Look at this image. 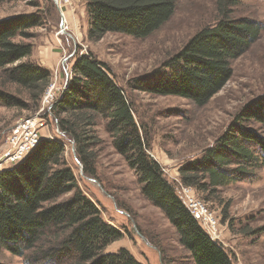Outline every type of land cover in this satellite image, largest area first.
<instances>
[{
    "label": "trees",
    "instance_id": "1",
    "mask_svg": "<svg viewBox=\"0 0 264 264\" xmlns=\"http://www.w3.org/2000/svg\"><path fill=\"white\" fill-rule=\"evenodd\" d=\"M11 1L39 6L38 0L0 3ZM236 2L221 0L218 21L198 30L163 67L149 77L132 79L127 88L180 96L199 106L208 104L232 78L233 61L262 31L257 20L230 17L229 5ZM85 3L87 35L95 41L108 32L147 37L170 20L177 7V0ZM41 24L38 12L0 19V105L28 109L33 103L35 109L40 108L52 74L31 59L34 44L17 38H29V30ZM7 84L16 85L17 92L9 91ZM128 89L107 63L91 52L76 53L66 87L47 116L54 120L59 134L73 143L88 176H96L97 152L106 142L100 127L105 130L108 142L132 170L144 197L174 227L193 264H235L227 248L194 217L152 155L149 131L137 121V105ZM248 121L264 127V97L247 105L213 145L181 167L182 183L212 194L222 186L253 178L264 166V133L246 125ZM123 236L81 189L61 139L43 138L21 161L0 169V248L25 257L27 264H143L126 248L104 252ZM159 248L166 259L165 251Z\"/></svg>",
    "mask_w": 264,
    "mask_h": 264
},
{
    "label": "rangeland",
    "instance_id": "2",
    "mask_svg": "<svg viewBox=\"0 0 264 264\" xmlns=\"http://www.w3.org/2000/svg\"><path fill=\"white\" fill-rule=\"evenodd\" d=\"M38 1L39 6L26 1L0 3V19L19 13L40 14L42 24L29 30L32 36L18 37L17 41L33 43L31 59L46 66L52 74V83L40 108L35 109L33 103L28 109L0 105V169L16 163L8 156L14 149L11 128L22 119L36 118L39 126L44 124L38 129L39 136L64 141L66 160L74 169L81 189L96 203L102 217L124 232V236L108 245L104 252L126 248L143 264H193L179 243L174 227L161 210L144 197L132 170L108 142L105 130L100 127V135L106 142L97 152L96 176H88L75 155L73 143L59 134L56 123L47 113L66 87L76 53L91 52L107 63L119 83L128 89V82L137 77H149V73L163 67L198 30L218 21L221 0H177L174 15L151 35L141 38L108 32L96 41L87 35L85 0H71L69 4L61 0ZM59 3L65 12L67 33L61 31ZM228 9L230 17L259 21L262 31L252 46L233 61L232 78L208 104L199 106L180 96L128 89L137 105V121L144 123L149 131L151 153L178 192L181 167L213 145L247 105L264 97V0H237ZM5 87L13 93L18 89L14 84ZM246 125L264 133V127L256 121H248ZM191 195L208 206L216 221L217 239L230 252L235 264H264L263 165L253 178L222 186L212 194L193 188ZM159 247L165 251L166 259ZM0 263L27 264V261L0 248Z\"/></svg>",
    "mask_w": 264,
    "mask_h": 264
},
{
    "label": "built area",
    "instance_id": "3",
    "mask_svg": "<svg viewBox=\"0 0 264 264\" xmlns=\"http://www.w3.org/2000/svg\"><path fill=\"white\" fill-rule=\"evenodd\" d=\"M61 1H63L64 4H69L71 0H61ZM58 7L62 19L61 31L63 33H67V20H65V15L63 14L65 12H63L62 5L60 3L58 4ZM51 107L52 104L49 106V110ZM38 123H39L38 119L31 117L20 120L11 128L10 138H11L12 147H14V149L8 153V156L12 162L18 163L19 161H21L42 140V137L39 136L38 129L39 127L44 126V124H41L42 126H39ZM178 182H179V192L182 198L184 199L186 205L190 209L191 213L203 225V227L208 232V234L213 239H217L216 221L212 216L206 203L191 195V191H193V187L183 184L181 180H179Z\"/></svg>",
    "mask_w": 264,
    "mask_h": 264
},
{
    "label": "water",
    "instance_id": "4",
    "mask_svg": "<svg viewBox=\"0 0 264 264\" xmlns=\"http://www.w3.org/2000/svg\"><path fill=\"white\" fill-rule=\"evenodd\" d=\"M68 78H69V74H68Z\"/></svg>",
    "mask_w": 264,
    "mask_h": 264
}]
</instances>
